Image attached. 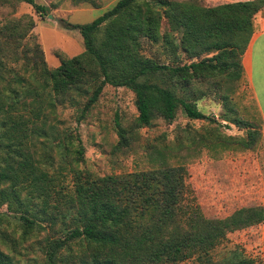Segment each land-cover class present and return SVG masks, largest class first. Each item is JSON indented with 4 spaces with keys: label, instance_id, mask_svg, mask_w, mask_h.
<instances>
[{
    "label": "trees",
    "instance_id": "trees-1",
    "mask_svg": "<svg viewBox=\"0 0 264 264\" xmlns=\"http://www.w3.org/2000/svg\"><path fill=\"white\" fill-rule=\"evenodd\" d=\"M16 1L42 17L49 13L35 0ZM64 1L99 8V0ZM263 9L264 0L210 7L200 0H118L91 23L66 26L79 31L84 51L55 69L36 43L15 57L18 43L32 38L31 16L0 27V209H7L0 213V264H15L19 245L41 233L42 264H257L235 248L214 253L227 234L263 224L264 206L206 218L185 204L183 164L202 148L217 155L257 145L260 122L243 120L233 95ZM145 44H159L168 62L147 56ZM106 86L132 92L137 111L126 126L116 117L117 151L156 120L172 124L179 112L215 123L197 105L210 95L225 126L246 130V137L218 133L213 144L197 135L185 137V146L148 145L146 170L98 176L82 167L79 137L54 122L57 107L77 98L85 99L82 116L88 113Z\"/></svg>",
    "mask_w": 264,
    "mask_h": 264
},
{
    "label": "rangeland",
    "instance_id": "rangeland-1",
    "mask_svg": "<svg viewBox=\"0 0 264 264\" xmlns=\"http://www.w3.org/2000/svg\"><path fill=\"white\" fill-rule=\"evenodd\" d=\"M118 0H99V8L87 4L73 5L64 0H35L40 6L49 9L48 15L62 20L64 26L50 20L47 16L36 14L32 7L16 0H0V27L29 15L35 22L31 32L32 38L18 43L15 57L21 52L30 53L32 44H39L46 65L49 69L59 66L61 59H67L84 51L82 38L77 29H69L67 25L88 24L102 16ZM185 1V0H176ZM235 0H200L203 6H216L231 3ZM28 46V47H26ZM144 53L160 63H167L162 47L144 45ZM85 99L77 98L57 107L56 125L62 132L78 136L83 148L84 167L98 176L124 175L139 170H146L144 151L148 145L166 147L177 145L181 140L184 146L188 143L185 137L200 135L207 143L213 144L217 134L225 138L239 140L246 137V130H238L220 120L223 112L218 98L210 95L201 99L197 105L199 110L213 122L205 120L189 121L179 112L172 124L156 120L150 128L136 132L129 146L123 151L115 150L117 135L114 129L116 117L127 125L136 117L134 95L124 88L106 86L94 107L82 116ZM233 102L243 120L257 119V112L251 91L247 84L240 85L233 95ZM184 129L187 133L182 131ZM263 147L260 139L253 150H239L233 147L215 155L214 152L201 149L197 154L185 159L184 169V201L185 204L199 207L206 218H225L235 210L249 206H263L264 190L260 185L258 170L259 154ZM182 149L180 154L186 155ZM0 213L6 214L3 207ZM13 224V220L10 219ZM10 232L11 228L3 223ZM38 238H32L26 244L19 245L15 264H42ZM241 251L247 258L257 264H264V223L247 229L229 233L215 250L216 256H222L229 249ZM179 264H198L190 259Z\"/></svg>",
    "mask_w": 264,
    "mask_h": 264
},
{
    "label": "crops",
    "instance_id": "crops-1",
    "mask_svg": "<svg viewBox=\"0 0 264 264\" xmlns=\"http://www.w3.org/2000/svg\"><path fill=\"white\" fill-rule=\"evenodd\" d=\"M237 1L239 0L233 2ZM253 24L254 36L241 57V85H248L259 114L258 120L260 122V135L263 140V147L259 154L258 170H260V185L263 186L264 190V9L255 16ZM262 205L264 206V204Z\"/></svg>",
    "mask_w": 264,
    "mask_h": 264
},
{
    "label": "water",
    "instance_id": "water-1",
    "mask_svg": "<svg viewBox=\"0 0 264 264\" xmlns=\"http://www.w3.org/2000/svg\"><path fill=\"white\" fill-rule=\"evenodd\" d=\"M50 20H53L54 22L58 23L59 25L64 26V23H62V20H59L57 18H54L52 15L47 16Z\"/></svg>",
    "mask_w": 264,
    "mask_h": 264
}]
</instances>
